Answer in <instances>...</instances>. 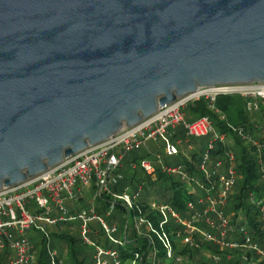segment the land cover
Listing matches in <instances>:
<instances>
[{
    "label": "water",
    "instance_id": "obj_1",
    "mask_svg": "<svg viewBox=\"0 0 264 264\" xmlns=\"http://www.w3.org/2000/svg\"><path fill=\"white\" fill-rule=\"evenodd\" d=\"M264 82V0H0V189L200 87Z\"/></svg>",
    "mask_w": 264,
    "mask_h": 264
},
{
    "label": "built area",
    "instance_id": "obj_2",
    "mask_svg": "<svg viewBox=\"0 0 264 264\" xmlns=\"http://www.w3.org/2000/svg\"><path fill=\"white\" fill-rule=\"evenodd\" d=\"M240 95L247 99V109L257 110L258 102L264 101V82L250 85H216L200 87L195 92L176 98L172 103L159 107L151 116L139 123L122 127L108 138L88 145L82 151L65 157L58 164L47 168L25 181L0 189V253L11 250L6 264H35V250L27 237L28 230L40 231L49 239L48 226L79 221V237L82 243L93 248V264H120L117 247L127 241V231L147 239V249L135 251L129 264H180L183 259L175 256L172 239L189 247H198L199 242H209L220 250L240 249L264 260L262 245L253 241L247 224H232L225 206L235 184L237 171L235 157L230 149L231 138L217 132L208 116L193 121L186 120V109L200 99L207 100L214 109V101L220 95ZM211 135L205 151H200L192 139ZM164 145L160 149L159 139ZM242 138L248 136L242 135ZM255 148V158L262 181L260 197L251 201L257 209L258 221L264 231V160L262 144L250 139ZM154 144L156 150L149 149ZM225 147L224 157L210 160V153ZM145 149L147 157L130 162L131 169H139L151 181L157 173L171 176L182 183L192 199L184 202V211L169 202L147 196L146 179L128 183L118 170L131 152ZM192 153H198L197 172L191 173L186 163H192ZM181 157L182 162H167L165 158ZM202 175V177H201ZM122 180V184L119 181ZM92 181V194L86 206L69 210L64 200H74ZM107 199L104 215L97 213L96 202ZM120 209L123 225L118 228L106 217ZM56 212H58L56 214ZM96 223L111 246H103L91 239L92 225ZM173 223L177 229L167 226ZM129 226L131 227L129 229ZM232 233L240 239L230 237ZM162 246L163 257L159 258L155 240ZM48 248V247H47ZM50 264H63L57 251L47 249ZM214 262L220 260L212 254Z\"/></svg>",
    "mask_w": 264,
    "mask_h": 264
},
{
    "label": "trees",
    "instance_id": "obj_3",
    "mask_svg": "<svg viewBox=\"0 0 264 264\" xmlns=\"http://www.w3.org/2000/svg\"><path fill=\"white\" fill-rule=\"evenodd\" d=\"M246 103L247 99L240 95H220L216 97L214 109H212L207 100L200 99L188 108L187 116L189 115V118L193 119L208 116L217 132L223 133L233 140V144L226 149L232 150L234 154L237 177L233 186L234 193H231L228 197L225 213L231 216L232 224L238 225L246 223L252 240L262 245L264 231L258 221L257 209L251 201L250 195L254 199L260 197L263 184L259 178L255 148L250 139L257 140L262 144V158L264 160V101H259L257 110L252 111L247 109ZM242 135L248 136V139L242 138ZM202 151L203 143L201 142ZM224 151L225 147H218L212 151V154L215 158L224 157ZM198 155V153H192V163H186L187 169L193 174L197 172L196 163L198 161ZM144 157H147L144 149L131 152L123 160L124 167L119 172L127 179H130V181L133 180L136 182L146 179L147 185L145 193L147 196L152 195L157 200L169 202L183 212L184 202L192 199V197L183 188L179 180L159 172L156 175L155 181H151L139 169H131L130 162H137ZM174 161L182 162V159L181 157H177ZM169 228L177 229V226L170 223L167 226V229ZM47 229L50 238H65L64 240L67 245L66 254L57 251L58 257L63 261V264H87L85 263L84 255L74 247V244L78 240L81 242L79 237L75 238L69 231H61L57 227H47ZM101 235V232L98 231L97 235L91 234L90 237L96 239ZM230 237L236 239L241 238L236 233H232ZM126 241L127 243L123 247H117L120 254V264H129L135 251L143 253L148 246L147 239L136 236L133 231L129 235L127 234ZM172 244L175 256L183 259L181 264H264L263 259H259L251 253H245L240 249L220 250L216 245L209 242L201 241L198 247H189L181 243L180 239L173 238ZM48 245L52 248L50 239L43 238L38 242H34L36 249L35 264H50L47 253ZM155 245L158 249L159 258H162V246L157 239L155 240ZM206 253L209 255L204 258L203 255ZM212 254H218L220 260L214 262L210 257ZM7 255V250L0 254V264H6L5 259ZM187 259H189V263H187ZM88 264H93V262Z\"/></svg>",
    "mask_w": 264,
    "mask_h": 264
},
{
    "label": "rangeland",
    "instance_id": "obj_4",
    "mask_svg": "<svg viewBox=\"0 0 264 264\" xmlns=\"http://www.w3.org/2000/svg\"><path fill=\"white\" fill-rule=\"evenodd\" d=\"M191 106V105H190ZM189 106V107H190ZM188 107V108H189ZM188 108L186 109V115H187V110H188ZM195 119H197V118H189V115L186 117V120H188V121H193V120H195ZM212 138V136L211 135H208V136H204V137H201V138H199V139H192V142L193 143H195L197 146H198V148H199V150L201 151V142L203 143V151H205L206 150V147H207V142L210 140ZM231 142L233 143V140H231ZM159 143H160V149H161V147L164 145V143H163V138H160L159 139ZM213 152H211L210 153V160L211 161H214V159H215V156L212 154ZM176 158H172V159H169V158H165V161H167V162H170V161H173V162H175L174 160H175ZM119 184H122V180H120L119 181ZM92 185H93V183H92V181L87 185V186H85L84 187V189H83V191H82V195L81 196H78V201H79V204L78 205H76V203H75V201L74 200H68V199H65L64 200V204H65V206L69 209V210H77V209H79V207H81V206H86L85 204H86V201H87V198H88V196H90L91 194H92V190H93V188H92ZM157 195H159V194H157ZM153 198H155V197H153ZM81 204V205H80ZM71 208H73V209H71ZM58 212H56V214H57ZM118 212L117 211H114L113 212V215L112 216H110V217H106V219H107V221L109 222V223H115L116 225H117V227L118 228H121V226L123 225V222H122V220H119V219H117V216H118V214H117ZM103 215H104V213H103ZM113 217H116V219H113ZM75 224V223H74ZM131 227L129 226V229H130ZM62 231V230H61ZM76 231H77V228H76ZM76 231H72V235L76 238V237H79L78 236V232H76ZM49 232V231H48ZM27 237L29 238V240L32 242V243H34V242H38V241H40L41 239H43L44 238V235L40 232V231H38V230H36V229H34V228H31L30 230H28V233H27ZM49 239H50V241H51V246H52V248L53 249H56L58 252L60 251V252H63L64 254H66V250H67V245H66V242H65V238L63 237L62 239H54L53 237L52 238H50L49 237ZM79 239H80V237H79ZM94 239V238H93ZM94 240H96L97 241V243H99L100 245H103V246H111L112 244H110V243H108L107 242V240H106V238L104 237V235H101L100 236V239H94ZM74 247L77 249V251H79L81 254H83L84 255V257H85V263H91L92 262V254H93V248L92 247H90V246H88V245H86V244H83L82 242H80L79 240H78V242H76V244H74ZM48 248H49V245H48ZM47 248V249H48ZM209 254H204L203 255V257L204 258H206L207 256H208ZM66 256V255H65ZM211 257V256H210ZM209 257V258H210ZM253 257V256H252ZM212 258V257H211ZM35 261H36V258H35ZM182 263V262H181ZM180 263V264H181ZM187 263H189V259H187ZM160 264H169L168 262H162V263H160ZM171 264V263H170Z\"/></svg>",
    "mask_w": 264,
    "mask_h": 264
},
{
    "label": "crops",
    "instance_id": "obj_5",
    "mask_svg": "<svg viewBox=\"0 0 264 264\" xmlns=\"http://www.w3.org/2000/svg\"><path fill=\"white\" fill-rule=\"evenodd\" d=\"M149 149H151V150H156V148H155V146H154V144H152V143H150L149 144ZM145 150V149H144ZM146 151V150H145ZM171 162H173V161H171ZM124 167V165L120 168V169H122ZM119 169V170H120ZM119 170H118V172H119ZM120 174H122L121 172H119ZM123 175V174H122ZM124 176V175H123ZM124 179L128 182V183H133V180H131L130 181V179H127L125 176H124ZM231 193L233 194L234 193V190H233V188H232V191H231ZM89 197L90 196H88V198H87V201H86V204H87V202H88V199H89ZM106 201H107V199H105L104 201H97L96 202V204H95V206H96V210H97V213H99V214H103L104 212H105V209H106V207H107V204H106ZM85 204V205H86ZM81 205V204H80ZM81 207H84V206H81ZM71 209H73V208H71ZM118 213V216H117V219H119L120 220V215H121V211H120V209H118V210H116ZM113 219H116V217H113ZM75 223V224H74ZM79 224H80V222L79 221H77V220H75V221H71V222H67V223H64V224H62V225H55V226H48V227H57L58 229H60V230H62V231H69V233H72V231H76V228H77V232H78V235H79ZM92 228H93V232L92 233H90L89 234V236L91 235V234H93V235H97V226H96V223H93V225H92ZM47 231H48V229H47ZM129 233H131V230L130 231H127V234L129 235ZM99 238H96V239H100V236H98ZM91 239H93V238H91ZM94 240V239H93ZM94 241H96V240H94ZM31 242V241H30ZM97 242V241H96ZM32 243V242H31ZM32 245H33V248H34V250H35V258H36V249H35V247H34V243H32ZM56 250V249H55ZM8 251V255H7V257L8 256H10V255H12V251L11 250H7ZM57 251V250H56ZM4 253V252H3ZM0 254H2V253H0ZM57 255H58V252H57ZM7 257H6V259H7ZM6 259H5V262H6ZM92 262H93V258H92Z\"/></svg>",
    "mask_w": 264,
    "mask_h": 264
}]
</instances>
